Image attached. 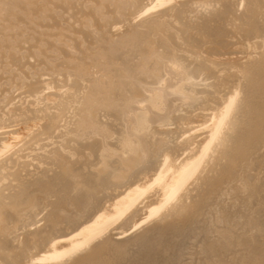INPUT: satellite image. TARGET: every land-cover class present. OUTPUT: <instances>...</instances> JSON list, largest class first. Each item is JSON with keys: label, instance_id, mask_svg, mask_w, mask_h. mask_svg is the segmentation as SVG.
Listing matches in <instances>:
<instances>
[{"label": "bare ground", "instance_id": "obj_1", "mask_svg": "<svg viewBox=\"0 0 264 264\" xmlns=\"http://www.w3.org/2000/svg\"><path fill=\"white\" fill-rule=\"evenodd\" d=\"M0 264H264V0H0Z\"/></svg>", "mask_w": 264, "mask_h": 264}, {"label": "rangeland", "instance_id": "obj_2", "mask_svg": "<svg viewBox=\"0 0 264 264\" xmlns=\"http://www.w3.org/2000/svg\"><path fill=\"white\" fill-rule=\"evenodd\" d=\"M23 129H24L25 131H23ZM21 132H22V133L24 132V134H25V133L28 132V130H27V128H24L23 126H21Z\"/></svg>", "mask_w": 264, "mask_h": 264}]
</instances>
